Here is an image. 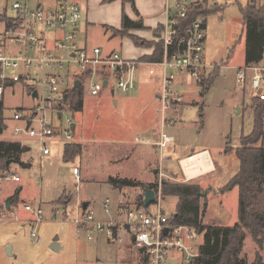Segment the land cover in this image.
I'll return each mask as SVG.
<instances>
[{
    "label": "rangeland",
    "instance_id": "obj_1",
    "mask_svg": "<svg viewBox=\"0 0 264 264\" xmlns=\"http://www.w3.org/2000/svg\"><path fill=\"white\" fill-rule=\"evenodd\" d=\"M219 2L223 10L209 16L205 43V62L214 68L210 70L206 80L210 79L216 70L221 69L218 78L205 97L200 95L204 87L193 79V82L189 80L185 73L173 71L177 79L169 87L173 95L193 91L200 106L187 103L177 114L185 126H192L188 129L189 132L184 134L187 145L175 143L176 153L183 155L195 146L205 145L212 149L219 166V172L210 178L214 189L205 197H201L202 205H207L203 223L208 226L233 225L238 221V190L235 188L233 191L221 193L219 189L226 186L239 171L240 161L235 151L241 146L242 135L248 136L253 131L252 101L256 99L248 94H244V99L236 84V69L244 66L246 61L247 31L242 9L247 7L249 2L248 0ZM10 7L11 1L0 0V10L7 8L8 16L13 15ZM85 37L93 43L92 46L102 47L105 53L111 50L120 52L122 49V37L110 28L92 26L88 34L81 29L78 33V43L82 41L84 43ZM7 54L10 55L9 52ZM263 63L264 59L260 64ZM135 81L136 91L127 93L131 98L138 95L141 90L160 87L158 79L155 78H147L145 83L139 81L137 71ZM204 84L205 82L203 86ZM161 87L164 90L162 85ZM113 89L114 95L111 94ZM125 92L112 82L100 97L84 93L83 111L76 114L69 112L63 118L70 119L77 126L76 131L72 132L70 139L60 134L46 140L44 145L51 149V154L42 159L38 158L40 144L37 140L16 137L32 148L25 156V162L31 163L32 166L23 168L17 163L12 164L10 173L6 174V179L3 178L1 182L0 197L4 196L0 201L2 208L16 212V216L10 217L7 213L8 218L0 221V264H94L97 261L98 243L89 241L85 232L79 230L76 224V220L84 213L82 203L91 202L87 211H93L96 220L109 219L111 215L104 213L103 203L106 198L112 200L114 193L110 185L103 182L104 179L109 176L137 180L149 178L145 158L132 162L122 159L124 152L120 151L119 145H129V141L134 139V131H143L142 125L136 119L142 113L143 96L140 97L141 100H125V97L129 96ZM235 100L244 102L243 115H235ZM116 101L119 106H115ZM182 102L171 99L169 108L177 109ZM36 104L37 100L32 98L22 83L7 89L5 115L8 118V130L0 135V140L15 136L13 129L17 123L12 120L14 113L19 109H32ZM112 114L115 120L111 117ZM203 114L204 120L201 117ZM190 141L192 143H188ZM67 143L82 144L85 146V152L74 161L67 162L64 159V147ZM227 148L233 150L226 152ZM115 160L119 162H113ZM81 165L85 169L84 175ZM74 166L81 168V181L78 185L71 175V168ZM14 175L20 177V182L8 179ZM161 179L162 182L175 181L171 176L163 175L162 178L159 176L154 182L158 187ZM19 189L21 193L18 204L14 203L8 209L7 203L11 201L5 197L15 194ZM161 197L162 210L168 216L173 215L178 199L164 197L163 193ZM26 205H31L35 210L42 209L45 220L40 223L33 222L35 216L26 210ZM33 232H36L37 237H33ZM103 236L99 234L98 238L101 240ZM194 239L192 241L195 245L194 253H197L201 238L196 234ZM54 243L58 244L59 249L53 248ZM8 248H11V255L7 252ZM256 253H260L264 259V247L259 250L248 235L244 255L253 262ZM179 263L180 261L173 257L167 264Z\"/></svg>",
    "mask_w": 264,
    "mask_h": 264
},
{
    "label": "built area",
    "instance_id": "obj_2",
    "mask_svg": "<svg viewBox=\"0 0 264 264\" xmlns=\"http://www.w3.org/2000/svg\"><path fill=\"white\" fill-rule=\"evenodd\" d=\"M248 2L264 9V0ZM197 7L209 10L222 6L219 0H169L166 5L167 19L161 34L165 58L156 64L163 71L164 110L170 107L171 99L182 102V98L173 95L169 89L176 80L173 71L186 73L201 85L214 69L205 62L207 25L204 18L200 16L190 21L191 12ZM10 8L13 12L8 17L10 28L0 33V79L3 82L0 97L7 90L4 82H24L37 91V104L14 114L17 125L13 135L37 140L40 144L38 158L42 159L51 153L44 145L46 140L60 134L71 138L72 121L63 118L69 113L66 94L74 88L75 81L81 80V88L92 97L100 96L106 89L105 81L107 88L113 82L118 89L133 92L139 62L127 60L118 52L105 53L99 47L89 50L78 43L83 19L81 0H11ZM104 70L111 72L110 78L103 75ZM78 76L83 78L77 79ZM236 84L243 94L264 100V63L237 68ZM173 141L172 137L162 134L159 146L163 149ZM71 173L78 185L81 181L79 167H73ZM159 176L163 177L162 174ZM8 179L20 182L17 176ZM160 181L155 192L156 201L150 207H130L121 222H99L93 211L83 210L82 217L76 220L79 230L93 242L98 240L99 234L118 244L125 243V236H129L130 244L140 254L143 264H167L174 254L178 255L179 264H192L199 256L198 252L194 253L192 243L196 233L171 223V216L161 208L162 179ZM108 205L109 201L106 207ZM25 208L34 214L33 222L45 220L42 209L35 210L31 205ZM7 213L10 217L16 216V212L3 209L0 203V221L8 218ZM33 237H37L36 232Z\"/></svg>",
    "mask_w": 264,
    "mask_h": 264
},
{
    "label": "trees",
    "instance_id": "obj_3",
    "mask_svg": "<svg viewBox=\"0 0 264 264\" xmlns=\"http://www.w3.org/2000/svg\"><path fill=\"white\" fill-rule=\"evenodd\" d=\"M117 0H104V4H109ZM124 4L131 3L135 6L134 0H122ZM223 7L212 9L195 8L191 12L190 21L202 16L204 24L207 25L210 15L222 11ZM244 26L247 31V53L246 65H259L264 59V9L248 4L242 9ZM0 22L10 28L7 12L0 13ZM145 29L142 20H131L125 13L122 20V29L116 31L121 37L131 38L135 44L141 45L142 40L131 35L130 32ZM161 30H158L160 35ZM155 47L153 55L148 58L151 62H161L164 59V44L162 41L145 44ZM172 50V49H171ZM221 69L216 70L211 78L205 81L202 96H205L218 78ZM106 78L111 77L109 70L102 71ZM1 74V69H0ZM78 76L77 79H82ZM3 82L0 79V85ZM7 89L16 86L12 82H4ZM22 84L29 90L32 96L35 89ZM85 90L71 89L66 94L68 112L76 114L84 109ZM254 128L250 135H242L241 146L236 149V155L240 161L239 171L236 176L223 188L221 193L239 189L238 221L233 226H212L204 225L203 217L206 212V205H202L201 197L198 195L203 191L199 182H178L164 180L162 182V193L164 197H174L178 199L175 213L171 215V223L174 226H184L193 230L198 236L203 237V242L198 246L199 256L192 264H264V259L260 253H256L255 260L250 262L244 255L245 242L248 235L261 250L264 247V100L254 99L252 101ZM19 109L17 111H27ZM203 108H201V111ZM16 111V112H17ZM15 112V113H16ZM14 113V114H15ZM14 119V115L12 120ZM8 130V118L5 115V95L0 97V135ZM233 149H226V152ZM30 151L19 142L0 141V179L5 178L10 173L12 164L17 163L23 168H30L31 164L24 163L22 157ZM82 154V146L66 144L64 149V159L72 162ZM13 161L8 166L7 162ZM109 184L115 190L124 188H142L157 190V184L145 185L136 180L111 177ZM21 189L9 199L12 204L19 202ZM63 199V198H62ZM61 199V200H62ZM138 208L144 207V197L138 200ZM142 263L143 260L141 258Z\"/></svg>",
    "mask_w": 264,
    "mask_h": 264
},
{
    "label": "crops",
    "instance_id": "obj_4",
    "mask_svg": "<svg viewBox=\"0 0 264 264\" xmlns=\"http://www.w3.org/2000/svg\"><path fill=\"white\" fill-rule=\"evenodd\" d=\"M103 1L104 0L81 1L83 19H82V26L80 27V31L82 29L86 31V34H88L89 30L92 29V26H101L104 28H110L113 29L114 32L120 31L122 29V20L124 13L131 20L134 21L142 20L145 29L135 30L130 32L131 35L136 36L140 40H142V44L141 45L135 44L131 38L122 37L123 39V41L121 42L122 49L120 50V52L122 56L125 57V59L139 62V65L136 68L139 81L145 83L147 81V78L148 79L155 78L158 79V84H160L159 88L154 86L149 90H143L145 92L141 90V92L138 95L136 94V96H133L134 98H131V96L127 94L129 92H125L126 95H129L125 97V100L126 99H132L133 101L141 100L140 97L143 96L144 105L142 104L141 107L142 113L136 118L138 123L142 125L141 128H143L142 129L143 131L138 132L137 130H135L134 139L129 141L130 142L129 145L126 144H122V146L119 145L120 151L124 152V155H122V159L132 162L134 160H140L145 158L146 170L147 172H149V178H147L146 180H137L131 178H123V179L136 180L145 185H149V184H155L154 182L157 180L159 175L162 174L167 177L171 176L175 181L178 182L198 181L200 186L204 189V191L208 190L209 193H211L214 188L211 186L210 178H213L219 172V166L215 156L213 155L212 149H210L205 145H198L195 146L193 149L188 150L183 155L177 154L175 149L176 142H180V144L183 146L187 145V143L184 140V134H186L187 131L189 132L188 129H191L192 125L185 126L184 122H182L181 119L178 118L177 114L180 113L184 105H186L187 103H191L195 106L200 107L198 102L195 100L196 99L195 93L193 91H189V93L187 94H180L178 92L177 95L176 93L175 96L182 98L183 101L182 105H180V107L177 109L168 108L167 110H164L163 90L161 87V85L163 86V80H162L163 71L159 65L158 66L156 65L163 62L164 59L161 62H151L147 60L153 55L155 47L146 46L145 42L156 43L161 41V34L167 19L166 5L169 0H134L135 2L134 7L131 3L124 4L122 0H117L109 4H104ZM1 11L7 12V8L0 10V12ZM7 16H8V12H7ZM1 26L3 27L0 33H3L7 29V27L4 23L0 22V27ZM158 30H161L160 35L157 34ZM79 43L82 47H86L89 50H93L99 47V46H92L93 43L88 40V37L87 38L85 37L84 43L83 41ZM111 52H117V51L111 50L106 53H111ZM164 58H165V52H164ZM185 75H187L188 79L192 81V79L188 74L185 73ZM111 94L112 95L115 94L114 89L111 91ZM102 95L103 93L100 94V96ZM200 95L202 96V92ZM243 104L244 102L241 103L240 100L239 101L235 100V105H234L235 115L237 116L243 115L242 112ZM115 106H119L118 101L115 102ZM124 107L126 108V105H124ZM111 117L113 118V120H115L113 114L111 115ZM201 117L202 120H204V114L201 115ZM76 129L77 126L75 125L74 131H76ZM201 132L202 131H200V134ZM162 134H166L174 139L172 143H169L163 149L160 148L159 146ZM16 137L17 136L7 137L0 141L19 142L22 144V146L29 148L30 149L29 152H31L32 148L29 145H26L22 143L20 140H18L17 138L19 137L17 138ZM188 143H192V141ZM75 145H81L83 151L82 153L85 152L84 150L85 146H83L82 144H75ZM167 148L169 149L166 150ZM26 154H24L22 157L24 163H27L25 162ZM195 157H201L200 160L202 161H200V164L197 166L195 165V168L196 169L198 168L201 171L200 173L194 175L193 177H188L185 168L183 166V162L185 160ZM113 162L117 163L119 162V160L118 161L115 160ZM27 164H31V163H27ZM205 166L206 169H204ZM79 169L81 168L79 167ZM82 169L84 175L85 169L83 166ZM111 177H119V176H109L107 179H104L103 182L109 184V179ZM82 182H83V177H82ZM110 187L113 190L114 198L112 200L110 198H106L104 200L103 207L105 210L104 213L106 215H111V217L106 220H97L99 222H112V221L121 222L125 219L126 212L130 207L135 206L138 208V200L140 197L143 196L145 202V192L147 189L144 190L138 187V188H124L121 190H115L112 188L111 185ZM234 189H232L231 191H233ZM236 189L238 190V207H239V189L238 188ZM13 195H7L5 198L10 199ZM3 197H0V201ZM108 201H109V205L108 207H106ZM88 203H89L88 206L89 209V207L91 206V202ZM233 225H212V226H233ZM200 238H201V242H200L201 244L203 242V237L200 236ZM125 239H126L125 243L118 244L112 242L106 236H103L101 240L98 238V240L95 241V243H98L97 245H99L97 248L99 257L94 264H143L141 261L140 254L135 252V250H133L130 244L129 236H125ZM176 256L178 255L177 254L173 255V257H175L177 260Z\"/></svg>",
    "mask_w": 264,
    "mask_h": 264
},
{
    "label": "water",
    "instance_id": "obj_5",
    "mask_svg": "<svg viewBox=\"0 0 264 264\" xmlns=\"http://www.w3.org/2000/svg\"><path fill=\"white\" fill-rule=\"evenodd\" d=\"M81 86H82V81L81 80H76L75 83H74V88L73 89L74 90H76V89L80 90ZM107 86H108V82L105 81L104 82V87L107 88ZM37 96H38L37 91H34L33 94H32V98L36 99ZM71 128L74 131L75 130V125L72 124ZM12 163H13V161H9V162H7V165L10 166ZM208 193H209V191L206 190L204 192L199 193L198 195L200 197H205ZM155 201H156V193H155V191L151 190V189H147L146 192H145L144 207L145 208L150 207L152 204H154ZM11 205H12L11 202L7 203V208L9 209L11 207ZM88 206H89L88 202L83 203V206H82L83 210L86 211L88 209ZM53 248L54 249H59L58 244L54 243L53 244ZM7 252H8L9 255H11V248H8Z\"/></svg>",
    "mask_w": 264,
    "mask_h": 264
},
{
    "label": "bare ground",
    "instance_id": "obj_6",
    "mask_svg": "<svg viewBox=\"0 0 264 264\" xmlns=\"http://www.w3.org/2000/svg\"><path fill=\"white\" fill-rule=\"evenodd\" d=\"M200 158L201 157H195V158H191V159L185 160L183 162V166L185 168V171H186L188 177H193L194 175L200 173L201 170L198 169V168L197 169L195 168V165L196 166L199 165L200 164V161H202V160H200ZM204 169H206V166L204 167Z\"/></svg>",
    "mask_w": 264,
    "mask_h": 264
}]
</instances>
